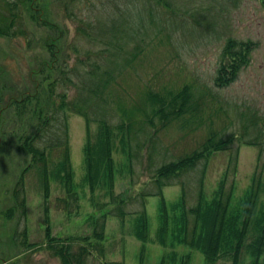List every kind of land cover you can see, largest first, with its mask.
Returning <instances> with one entry per match:
<instances>
[{
  "label": "rangeland",
  "instance_id": "rangeland-1",
  "mask_svg": "<svg viewBox=\"0 0 264 264\" xmlns=\"http://www.w3.org/2000/svg\"><path fill=\"white\" fill-rule=\"evenodd\" d=\"M37 1L46 5L48 16L41 14L36 24L25 15L21 19L22 24H16L30 36L29 44L25 35L20 33L0 36V66H4L7 74L6 78L4 73L0 75V83L5 86L4 96L8 98L13 87L33 88L30 75L36 77L39 61L49 55L42 46V39L47 34L57 33L54 24L63 30L61 38L67 44L64 50L76 43L80 53L89 51L92 58L98 56L99 63L114 70L109 94L101 103L109 120L120 118V108L135 106L147 88L176 89L186 83L192 84L196 92L201 93L197 121H173L158 131L152 141L155 145L152 165L161 158L176 159L198 146L212 132L231 136L230 148L211 151L207 157L204 195L207 199L213 196L225 175L230 156L237 150L231 211L249 192L254 175L260 180L254 213L238 264L254 261V257L245 250V244L257 235V223L264 214V5L261 1L67 0V4L65 0ZM44 17L52 21L44 23ZM126 34L129 40L120 49V54L111 55L110 48L115 46L118 38L123 41ZM229 38L250 41L252 47L248 61L241 66L236 79L228 85L216 86V68ZM135 41L140 43V49L136 51L133 48ZM67 53L68 63L74 65L75 52L68 49ZM68 92L75 93V89L70 87ZM96 108L98 112H91L93 119L103 111L102 106ZM63 112L56 115L48 131L50 134L60 132L65 122L79 196V205L72 201L70 211L64 209L58 200L66 193L53 174L59 149L55 145L45 148L49 181V194L45 197L41 164L34 162L30 154L17 150V141L8 134L14 128L16 131L20 129L18 123L21 119L13 115V109L3 111L4 122L0 125V131L5 133V139L0 142V264H61L45 246L48 234H91L92 219L111 206L108 204L100 209L98 206L110 200L106 188L100 187L92 194L88 186L82 185L85 121L75 112ZM98 125L96 120L90 122L91 141ZM115 137L112 152L116 168L114 192L129 198L127 209H139L140 198L134 193L148 180L149 171L143 169L148 163V150L140 149L130 171L129 161L118 142L120 135ZM39 145L44 146V142L39 141ZM199 173L200 168L197 167L186 176L190 182L189 204L195 202ZM20 174L23 178L20 190V197L24 198L22 207L15 205L12 197ZM179 194V184L163 187V195L168 202L176 200ZM159 201V195L145 196L148 217L145 241L137 239L131 232L135 213L129 212L123 219L107 214L103 239L105 260L119 264H161L162 257L174 250L177 258L173 263L167 261V264H179L180 256L187 253L190 255L189 264H232L231 251L222 252L214 263H207L200 250L187 244L177 243L171 247L158 243ZM258 264H264V252L258 258Z\"/></svg>",
  "mask_w": 264,
  "mask_h": 264
},
{
  "label": "trees",
  "instance_id": "trees-1",
  "mask_svg": "<svg viewBox=\"0 0 264 264\" xmlns=\"http://www.w3.org/2000/svg\"><path fill=\"white\" fill-rule=\"evenodd\" d=\"M68 1L65 0L66 4ZM43 11L46 12V5L40 4L37 0H0V36L20 33L25 35L29 44L30 36L21 31L20 26L16 27V24H22L21 19L25 15L37 24L41 14L48 16L47 12ZM42 19L44 23L52 21L45 17ZM53 27H56L57 33L47 34L42 39V46L49 55L39 61L35 71L36 77L30 75L33 88L13 87V92L6 98L5 86L0 83V125L4 122L2 114L6 109H13V115H18L21 119L18 123L20 129L16 131L14 128L8 134L17 141V150L30 154L34 162L41 164V182L45 197L49 194L45 148L55 145L59 149V158L53 174L62 183L66 193L65 197H58V200L63 203L64 209L70 211L72 201L79 205V196L73 177L66 125L63 121V128L56 134H50L48 129L61 111L68 110L81 115L85 121L86 132L83 147L85 171L81 183L88 186L92 194L100 187L106 188L110 200L98 206L99 209L108 204L111 206L92 219L91 234L66 236L48 234L46 248L59 258L61 264H119L104 259L103 239L107 214H114L123 219L129 212L135 213L131 232L137 239L145 241L148 237L145 196L156 194L160 196L159 222L156 230L158 243L171 247L177 243L187 244L200 250L207 263H214L222 252L231 251L232 264H238L248 224L254 213L260 180L254 175L249 192L240 199L238 207L231 211L230 203L237 171L236 150L230 156L225 175L210 199L204 195L203 188L208 155L214 150L230 148L231 136L212 132L198 146L176 159L161 158L158 162L155 161L154 166L152 165L155 151V145H152L154 135L173 121L196 122L201 108V93L196 92L190 83L176 89L147 88L135 106L120 108L122 110L120 118L117 121L109 120L107 111L101 103L106 101L109 94L114 70L99 63L96 59L98 56L92 58L89 51L80 53L76 43L64 50L67 44L64 38H61L63 30L59 29L57 24ZM121 39L118 38L115 46L110 48L111 55L120 54V49L129 40V36L126 34L123 41ZM251 43L232 38L226 41L214 76L216 86L228 85L236 79L241 66L248 61ZM105 48L108 49L107 45ZM133 48L134 51L139 50L140 43L135 41ZM68 49L75 52L74 65L67 61ZM5 71L4 66H0V75L4 73V78L7 75ZM70 87L75 89V93L69 94ZM101 106L103 109L101 115L93 119L91 112H98L96 107ZM92 120H96L99 125L95 138L91 141ZM115 135H120L117 137L118 142L129 161L130 171L140 149L148 150V163L143 167L149 171L148 180L137 188V193H134L140 198L139 209H127L129 198L114 192L116 168L112 152ZM1 139H5L4 131H0V142ZM41 140L44 146L39 145ZM139 162L143 166V162L141 160ZM197 167L200 168V173L196 179V198L193 204H189L190 182L186 176ZM22 181L20 174L16 180V187L12 190V197L18 207L24 205V198L20 197ZM171 184L180 185V194L176 200L168 202L163 195V187ZM257 231L255 238L245 244V250L254 257V261L249 264H258V258L264 252V214L263 219L257 223ZM142 250L143 247L141 253ZM176 258L177 252L169 251L162 257L161 264H167V261L173 263ZM189 261L190 255L182 254L179 264H189Z\"/></svg>",
  "mask_w": 264,
  "mask_h": 264
},
{
  "label": "water",
  "instance_id": "water-1",
  "mask_svg": "<svg viewBox=\"0 0 264 264\" xmlns=\"http://www.w3.org/2000/svg\"><path fill=\"white\" fill-rule=\"evenodd\" d=\"M261 1V3L264 5V0H260Z\"/></svg>",
  "mask_w": 264,
  "mask_h": 264
}]
</instances>
